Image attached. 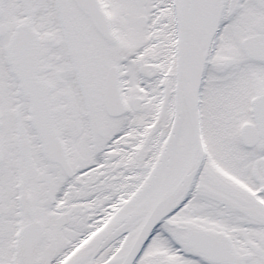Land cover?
<instances>
[{
  "label": "snow or ice",
  "instance_id": "obj_1",
  "mask_svg": "<svg viewBox=\"0 0 264 264\" xmlns=\"http://www.w3.org/2000/svg\"><path fill=\"white\" fill-rule=\"evenodd\" d=\"M0 264H264V0H0Z\"/></svg>",
  "mask_w": 264,
  "mask_h": 264
}]
</instances>
